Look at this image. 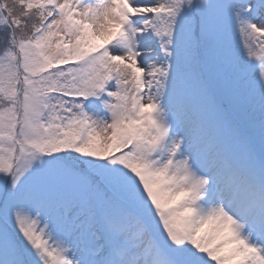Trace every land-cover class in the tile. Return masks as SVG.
Wrapping results in <instances>:
<instances>
[{"label": "snow or ice", "instance_id": "snow-or-ice-1", "mask_svg": "<svg viewBox=\"0 0 264 264\" xmlns=\"http://www.w3.org/2000/svg\"><path fill=\"white\" fill-rule=\"evenodd\" d=\"M0 264H264V0H0Z\"/></svg>", "mask_w": 264, "mask_h": 264}]
</instances>
